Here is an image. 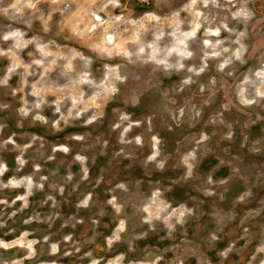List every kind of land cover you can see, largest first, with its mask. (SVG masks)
<instances>
[{
	"label": "rangeland",
	"instance_id": "374dc122",
	"mask_svg": "<svg viewBox=\"0 0 264 264\" xmlns=\"http://www.w3.org/2000/svg\"><path fill=\"white\" fill-rule=\"evenodd\" d=\"M0 264H264V0H0Z\"/></svg>",
	"mask_w": 264,
	"mask_h": 264
},
{
	"label": "flooded vegetation",
	"instance_id": "af4514ba",
	"mask_svg": "<svg viewBox=\"0 0 264 264\" xmlns=\"http://www.w3.org/2000/svg\"><path fill=\"white\" fill-rule=\"evenodd\" d=\"M209 30V29H208ZM210 32H208L209 34H212L213 33V31L212 30H209ZM126 147H128V146H125V147H122V148H120L119 149V151L120 152H118V154H115V156L113 157V160L116 158V157H120V158H124V159H126L125 161H127V159H128V157H130L129 159H131L132 157H135V156H139V157H143V156H145V152L143 151L142 152V154L141 155H138V153H135V151L134 152H128V153H125L124 151H123V149L124 148H126ZM141 147V146H140ZM134 150H136V148L134 147ZM118 155V156H117ZM121 167H122V172H125V173H128V172H130V171H132V170H130V168H129V164L127 165V166H124L123 164H121Z\"/></svg>",
	"mask_w": 264,
	"mask_h": 264
},
{
	"label": "bare ground",
	"instance_id": "6f19581e",
	"mask_svg": "<svg viewBox=\"0 0 264 264\" xmlns=\"http://www.w3.org/2000/svg\"><path fill=\"white\" fill-rule=\"evenodd\" d=\"M110 37V36H109ZM109 37H107V38H109Z\"/></svg>",
	"mask_w": 264,
	"mask_h": 264
}]
</instances>
